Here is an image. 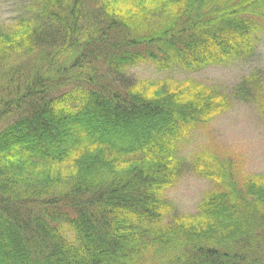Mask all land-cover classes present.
Instances as JSON below:
<instances>
[{"label":"trees","instance_id":"trees-1","mask_svg":"<svg viewBox=\"0 0 264 264\" xmlns=\"http://www.w3.org/2000/svg\"><path fill=\"white\" fill-rule=\"evenodd\" d=\"M25 1L0 27V264H264V179L180 153L235 99L264 112L262 71L130 73L250 58L264 0ZM186 173L220 184L194 215L167 198Z\"/></svg>","mask_w":264,"mask_h":264},{"label":"rangeland","instance_id":"rangeland-1","mask_svg":"<svg viewBox=\"0 0 264 264\" xmlns=\"http://www.w3.org/2000/svg\"><path fill=\"white\" fill-rule=\"evenodd\" d=\"M25 5V0H0V27L11 28L15 19L23 14ZM255 70H261L264 79V24L256 35L253 56L243 61L210 66L194 73L178 69L161 71L150 62L131 69L130 73L139 81L193 79L231 92ZM180 153L187 160L198 155L204 157L203 153L215 160L234 159L238 175L264 179V112L256 104L235 99L228 111L215 117L206 127L197 129L182 145ZM218 186L215 180L186 173L168 190L167 198L178 212L194 215L204 195Z\"/></svg>","mask_w":264,"mask_h":264}]
</instances>
